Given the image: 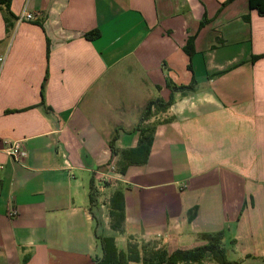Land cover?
I'll return each instance as SVG.
<instances>
[{
    "label": "crops",
    "instance_id": "crops-1",
    "mask_svg": "<svg viewBox=\"0 0 264 264\" xmlns=\"http://www.w3.org/2000/svg\"><path fill=\"white\" fill-rule=\"evenodd\" d=\"M225 1L0 5V264H93L99 237L172 252L218 232L228 260L264 264V15ZM23 10L34 20L17 23ZM170 94L143 123L147 162L120 173L147 103Z\"/></svg>",
    "mask_w": 264,
    "mask_h": 264
},
{
    "label": "trees",
    "instance_id": "trees-1",
    "mask_svg": "<svg viewBox=\"0 0 264 264\" xmlns=\"http://www.w3.org/2000/svg\"><path fill=\"white\" fill-rule=\"evenodd\" d=\"M11 0H0V5H3L9 11ZM233 0H226L222 3V7ZM250 9L256 10L259 14L264 15V0H248ZM244 19H246L244 17ZM98 36V32L85 34L87 39H92ZM193 38H189L186 44V51L190 52L192 48ZM258 57H256L257 59ZM167 86L173 90H192L193 85L174 86L167 83ZM173 103V95L170 94L167 101L160 98L150 100L144 112L141 115L135 131H138V142L134 148L120 151L121 167L119 172L124 174L127 167L130 165H143L147 162L150 154V148L153 142V127L143 125L149 120L153 111H165ZM117 139V130L112 135L109 141V147L114 153V142ZM93 188L90 186L89 201L93 200ZM193 212H188V217L191 218ZM109 217L111 219L110 227L112 230L121 233L122 226L125 220L124 196L121 191H115L110 198ZM221 232L216 234H200L198 238L205 243L191 249H177L168 252L162 247L155 248L150 244L138 243L131 236L128 237V242L125 250H119L116 246L113 237H99V244L102 250L100 258L96 259L93 264H205L213 261L218 264H239L235 261H230L226 257L224 248L221 246Z\"/></svg>",
    "mask_w": 264,
    "mask_h": 264
},
{
    "label": "built area",
    "instance_id": "built-area-1",
    "mask_svg": "<svg viewBox=\"0 0 264 264\" xmlns=\"http://www.w3.org/2000/svg\"><path fill=\"white\" fill-rule=\"evenodd\" d=\"M35 16L32 13L27 12L26 10H23L18 16H17V23H20L22 21H32L34 20ZM2 59H0L1 61ZM8 154L11 156V158L15 161H19L20 160V156L22 154L21 152V144L18 141H15L13 143L10 144L9 148H8ZM111 171H115V166H111L110 167ZM17 215V211L16 210H10L8 212V216L9 217H14Z\"/></svg>",
    "mask_w": 264,
    "mask_h": 264
},
{
    "label": "rangeland",
    "instance_id": "rangeland-1",
    "mask_svg": "<svg viewBox=\"0 0 264 264\" xmlns=\"http://www.w3.org/2000/svg\"><path fill=\"white\" fill-rule=\"evenodd\" d=\"M127 242H128V239L126 238V236L124 237V236L122 235V236L118 239L116 246H117V248H118L119 250H125V249H126V244H127ZM214 264H218V263L214 262Z\"/></svg>",
    "mask_w": 264,
    "mask_h": 264
}]
</instances>
